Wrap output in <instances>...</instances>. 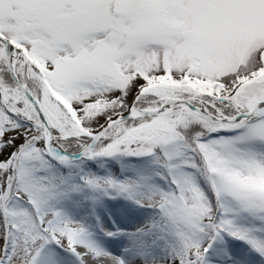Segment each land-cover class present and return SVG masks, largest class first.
<instances>
[{"label": "snow or ice", "instance_id": "6c2138e0", "mask_svg": "<svg viewBox=\"0 0 264 264\" xmlns=\"http://www.w3.org/2000/svg\"><path fill=\"white\" fill-rule=\"evenodd\" d=\"M0 264H264V0H0Z\"/></svg>", "mask_w": 264, "mask_h": 264}]
</instances>
